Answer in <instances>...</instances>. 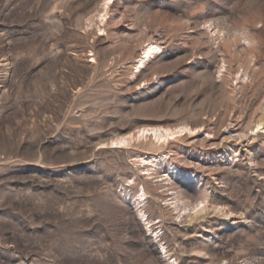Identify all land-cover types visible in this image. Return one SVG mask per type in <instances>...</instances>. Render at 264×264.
I'll use <instances>...</instances> for the list:
<instances>
[{
	"label": "rangeland",
	"instance_id": "1",
	"mask_svg": "<svg viewBox=\"0 0 264 264\" xmlns=\"http://www.w3.org/2000/svg\"><path fill=\"white\" fill-rule=\"evenodd\" d=\"M0 264H264V0H0Z\"/></svg>",
	"mask_w": 264,
	"mask_h": 264
},
{
	"label": "bare ground",
	"instance_id": "2",
	"mask_svg": "<svg viewBox=\"0 0 264 264\" xmlns=\"http://www.w3.org/2000/svg\"><path fill=\"white\" fill-rule=\"evenodd\" d=\"M160 48H161V45L158 42H152L149 45H147V47L144 48L142 55L140 56V58L137 60V62L135 64L136 70L138 71L141 68H143L144 65L146 64V62L148 60H150L152 57H154V55L160 50ZM259 127H260V125H259ZM187 132H189V134L194 133V129L190 128L189 126H186V125H181V126H176V127H170V126L140 127L137 130V132L130 133V135L127 134L128 136H122L116 140H113L112 144L116 145L115 147L120 148V147H123V146H126L127 144H129V142L133 138L134 139L135 138L136 139H145V138L147 139L148 137H150V138L154 137V140L151 144H153V146L158 147L161 144H164V145L167 143L169 144L171 140H173L179 136H182L183 134H185ZM223 134L227 137H238L239 136V134L236 133V130L234 129V127H227L224 130ZM173 150H175V149H173ZM238 154H239V152H238ZM152 156H148L147 158L144 157L143 163L144 162L146 163V162H149L150 160H152L153 159ZM164 156H165V154H164ZM142 157H143V155H142ZM141 161H142V158H141ZM152 161L156 163L155 160H152ZM175 173L179 174V169H176ZM183 182L187 183V180H185ZM144 195H145V192H144ZM207 209H208L207 206H203L198 211H204ZM214 212L217 214H226L228 216L232 215V213H227V210L224 207L215 208ZM162 253L163 252H161V254Z\"/></svg>",
	"mask_w": 264,
	"mask_h": 264
}]
</instances>
